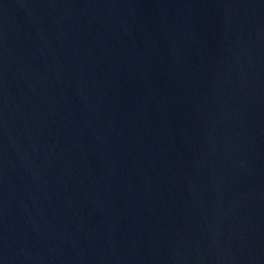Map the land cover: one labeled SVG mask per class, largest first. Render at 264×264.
Listing matches in <instances>:
<instances>
[{
	"label": "water",
	"instance_id": "water-1",
	"mask_svg": "<svg viewBox=\"0 0 264 264\" xmlns=\"http://www.w3.org/2000/svg\"><path fill=\"white\" fill-rule=\"evenodd\" d=\"M0 264H264V0H0Z\"/></svg>",
	"mask_w": 264,
	"mask_h": 264
}]
</instances>
